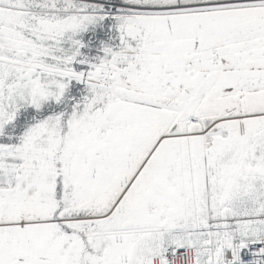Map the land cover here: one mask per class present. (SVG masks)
<instances>
[{
	"label": "snow or ice",
	"instance_id": "obj_1",
	"mask_svg": "<svg viewBox=\"0 0 264 264\" xmlns=\"http://www.w3.org/2000/svg\"><path fill=\"white\" fill-rule=\"evenodd\" d=\"M0 264H264V0H0Z\"/></svg>",
	"mask_w": 264,
	"mask_h": 264
}]
</instances>
